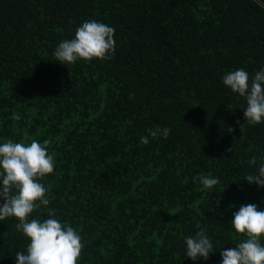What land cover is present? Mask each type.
Segmentation results:
<instances>
[{
  "label": "trees",
  "instance_id": "trees-1",
  "mask_svg": "<svg viewBox=\"0 0 264 264\" xmlns=\"http://www.w3.org/2000/svg\"><path fill=\"white\" fill-rule=\"evenodd\" d=\"M86 19L115 28L114 57L59 64ZM261 67L264 0H0V137L47 140L55 158L50 204L29 218L55 209L78 230L79 264H194L183 238L201 228L215 251L234 247L232 212L264 206L243 180L264 123L244 120L222 77ZM200 175L219 177L214 194ZM17 222L0 221V264L26 250Z\"/></svg>",
  "mask_w": 264,
  "mask_h": 264
},
{
  "label": "clouds",
  "instance_id": "clouds-1",
  "mask_svg": "<svg viewBox=\"0 0 264 264\" xmlns=\"http://www.w3.org/2000/svg\"><path fill=\"white\" fill-rule=\"evenodd\" d=\"M114 33L113 26L86 19L76 28L73 38L59 42L52 55L65 66L93 59L110 60L116 52ZM222 83L245 99L244 120L253 126L264 123V67L251 80L244 68L230 71L222 77ZM149 135L155 137L157 133L150 131ZM140 143L147 145L149 136H141ZM47 145V140L0 137V221L15 218L17 232L27 240L26 250L16 252L14 264H79L81 258L82 235L66 220L59 219L55 209L47 210V218H29L34 210L50 204L48 188L41 182L55 167ZM248 163L256 167L243 180L264 189V156L259 160L253 157ZM198 180L203 190L213 194L214 186L221 183L219 177L211 175H200ZM229 223L237 236L234 247L215 251L212 238L201 228L194 235L184 236L185 256L195 264L218 252L219 264H264V206L242 203L232 212Z\"/></svg>",
  "mask_w": 264,
  "mask_h": 264
}]
</instances>
